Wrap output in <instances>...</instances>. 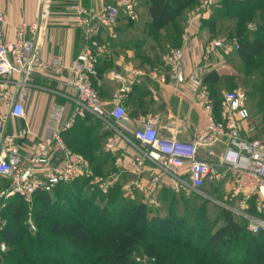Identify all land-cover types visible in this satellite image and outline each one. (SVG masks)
Segmentation results:
<instances>
[{
	"label": "built area",
	"instance_id": "1",
	"mask_svg": "<svg viewBox=\"0 0 264 264\" xmlns=\"http://www.w3.org/2000/svg\"><path fill=\"white\" fill-rule=\"evenodd\" d=\"M216 3L218 0H201L188 12L186 38L191 32L198 31L200 20ZM51 5L52 0H38L36 19L20 22L14 29L13 39L6 36L5 16L0 10V176L9 180V185L0 190V254L8 250L1 237L7 225L1 211L11 198L17 196L31 203L38 192H52L58 185L79 178H90L93 186L107 192L117 180L94 176L89 159L69 147L62 138V132L77 118L87 115L95 116L112 130L106 142L108 151L115 150L119 140H125L135 148L137 153L129 161L127 171L138 177L149 174L144 191L148 201L161 184L170 185L176 193L194 192L210 198L204 189L222 183L228 189L227 199L233 206L218 202L244 217L249 231H264V142L243 135L242 123L250 118L247 92L243 88L224 91L220 118L215 117L203 79L196 72L188 77L184 74L185 48H172L166 54L165 62L177 82L190 84L195 101L208 111L207 124L196 132L193 140L184 141L162 137L158 130L159 118L147 115L128 134L125 101L132 91V82L122 83L116 89L112 106L108 107L102 100L93 79L97 75V62L106 53V47L96 40V36L102 29L115 26L122 15L138 20V0H109L100 6L69 2L64 12L68 25L81 29L85 38L83 50L69 65L63 52L49 58L42 54L52 15ZM239 47L240 42L235 37L213 38L205 43L202 57L210 66L217 57L229 55ZM134 72L142 73L140 70ZM39 77L73 93L63 94L70 105L52 104L47 120L49 133L29 143L28 138L33 132L27 125L9 132L6 124L12 118L23 120L27 117L31 88L48 89L35 83ZM215 146L223 148L217 159L200 156L202 149ZM209 151L210 155L214 154ZM121 162L118 160L116 165L124 167ZM138 184L136 180L131 182V185ZM251 201L255 213L248 210Z\"/></svg>",
	"mask_w": 264,
	"mask_h": 264
},
{
	"label": "trees",
	"instance_id": "2",
	"mask_svg": "<svg viewBox=\"0 0 264 264\" xmlns=\"http://www.w3.org/2000/svg\"><path fill=\"white\" fill-rule=\"evenodd\" d=\"M193 2H195V0H138L137 9L140 15H142V9L145 8L149 18L147 23L154 33H162V30L166 27H172L178 30L174 34L176 37L172 39L173 42L171 38L165 36L164 42H156L154 44L161 46L163 44H176L179 42L178 33H180V29L182 28V11ZM257 11L262 12L260 16L262 22L259 29L255 32V35L252 38H242L237 35L240 40L239 49L226 56L231 63L233 60L239 59L245 69L251 68L264 53V0H223V5L216 9L212 18L205 20L203 23L206 25L211 19L215 20L217 18V20H219V18L234 16L238 19V29L243 32V23L251 21ZM121 21L126 23L134 22L125 15H122L118 22ZM145 47L146 46L143 48L145 49ZM137 50L141 53V58H146V50L145 52H140L139 49ZM245 75L251 76V73L247 74L246 72ZM227 77L228 76L218 77L215 72L209 73L205 77V81L211 87L210 93L214 98V110L217 115L220 112L222 93L220 88L218 87V89L215 84L219 83V85H223ZM228 78L229 84H237L234 80L236 77ZM261 87L262 85L260 89ZM260 93L263 98L258 102L259 106L256 108V114L261 116V122L264 124V92L261 90ZM88 117L89 116H86L82 119H87ZM251 119L252 112L250 111V118L248 120L250 121ZM94 121H89L88 124H86V121L78 122L72 129L63 132V135L64 140L72 149L82 153L89 159L94 175L97 176L104 175L105 173L104 161L109 155L106 152H99V150L102 149L103 139L107 137L109 133L101 131V128L99 132H96V128L92 125ZM250 137L256 138L254 136ZM104 155L105 158H103ZM88 181L89 178H79L73 182L58 185L52 192H38L33 198L32 210L36 209L39 211L41 207L45 206L52 209V200L55 201L54 206H56V210H53V214L46 218L47 227L44 233H40L35 244L33 245L34 242L30 243L28 247H22L17 250H15V248L21 243L17 222L19 223L22 221L24 204L18 200L21 199L20 197L15 196L10 199L7 207L1 211L2 215L7 219V225L2 230L1 237L7 243L8 250L10 249L9 251L11 252L5 264H23L25 262L29 264H41L39 259H43V254H45L41 249L42 245L46 243L50 244V239L55 241L60 247L66 242L71 249L78 253H84L92 248L97 250L98 253L88 264H138L130 256L137 245V237L133 229L134 225L141 221H148L149 223V219L147 218L148 213L154 210L158 211L159 209L167 208L166 211H168L165 213H168V216L165 218H160L158 216L159 229L163 231L166 230V228L167 230L168 228L176 229L177 225L175 219L178 215L174 207V198L179 197L187 199L185 195L177 194L172 190H165L161 198V205L165 207L161 205L159 208L148 207L140 201L136 202L135 200H137V198H131L132 200L128 199L120 189L121 184L116 182L107 192L97 190V192L92 195L95 199L98 197L107 199L103 207H99L92 197L87 196L88 192L83 191ZM221 185L223 184L211 185L214 186L211 192L213 196L218 194L217 190ZM203 207L205 208L201 209V215L206 214L207 208L206 206ZM15 208L18 209V212H10ZM249 210L255 213L252 201L250 202ZM124 217L128 219L126 224H123ZM87 219H89V221L94 220L96 223L104 224L100 226L96 234H93L88 228ZM178 220H182L183 222V217H179ZM197 220L198 223L196 222L195 224L197 227L195 234L204 238V250L219 255L226 244L229 243L230 240H234L237 246L245 249L246 253L250 250L258 256L259 261H255L254 264H264V231L258 233L249 231L247 227L248 222L241 215L227 209L223 219V225L218 228L205 224L203 217ZM202 227L203 229H201ZM208 228H210V230ZM15 252H17V254H15ZM18 253L26 255L27 258H25V256L23 258H18ZM28 254H39V256L36 258L31 256L28 257ZM223 261V264H227L228 257L226 255Z\"/></svg>",
	"mask_w": 264,
	"mask_h": 264
},
{
	"label": "crops",
	"instance_id": "3",
	"mask_svg": "<svg viewBox=\"0 0 264 264\" xmlns=\"http://www.w3.org/2000/svg\"><path fill=\"white\" fill-rule=\"evenodd\" d=\"M80 2L85 6H100L103 2L109 0H70L69 2ZM200 1V0H199ZM61 0H52V15L46 28V35L43 40L42 54L45 58L51 57L53 54L63 52L67 65L83 50L85 46L84 33L79 28L68 25L65 16V6L62 7ZM38 9V0H0V10L5 16V33L9 39L14 37L15 27L22 21L32 22L36 19ZM62 9V11L60 10ZM139 13V11H138ZM215 13V9L205 14V20L211 18ZM140 16V13H139ZM187 18V16H186ZM182 19V18H181ZM62 21V22H61ZM119 23V22H118ZM182 28L178 33L179 42L176 44H149L145 47L146 58H141L136 45H127L123 42H117L108 47V43L102 41V37L109 35L117 36L126 34L127 30H119L112 28H104L96 36V40L106 47V53L99 58L97 63V75L93 79L94 86L100 94L102 100L112 106V96L116 89L125 82H132V91L126 98L125 108L128 120L125 122V128L130 134L139 124L144 116H157L159 118L158 130L162 137H176L180 140H193L196 132L208 122V111L195 101V94L188 82L179 83L173 75L172 70L165 62V56L172 48L184 47L185 56L182 69L188 77L191 73L196 72L207 85L209 96L213 102L214 116L220 118V112L217 115L214 110V98L211 96V87L205 81V77L215 72L218 77L228 76L236 77L237 72H232L231 62L227 59V55L217 57L216 61L208 66L203 60V47L210 40L214 33L210 31L204 24L200 25L198 31L191 32L188 38L185 36L186 21L182 20ZM175 28L166 27L162 33L166 37H174ZM173 36V37H172ZM173 42V41H172ZM140 70L141 74H135L134 71ZM37 85L47 86L48 89H40L33 87L30 89L27 99V117L23 120L10 119L6 124L7 131H13L27 125L33 132L28 138V142L34 141L49 133L47 128L48 113L52 104L70 105L63 94H71L66 88H62L55 82H49L44 78H36ZM215 86L223 88V85L215 84ZM218 88V89H219ZM224 90L221 91L223 94ZM48 104L45 111V105ZM71 108V107H70ZM87 119L79 117L74 124L68 129H72L76 123L96 120L101 125V131L108 132V136L103 139L102 150L109 156L104 161V177H114L122 186V190L126 197L132 199L139 198L142 203H155L158 205L165 190H173L170 185L161 184L153 195L151 200H147L145 196V187L149 181V174L144 176H136L128 169V163L137 153L125 140H119L115 150L108 151L106 142L108 137L113 133L101 120L93 115ZM242 123L243 135L247 136V124ZM66 132V131H64ZM130 132V133H129ZM62 138L64 135L62 132ZM65 141V140H64ZM66 142V141H65ZM67 144V143H66ZM68 145V144H67ZM69 146V145H68ZM70 147V146H69ZM211 150L214 154L210 155ZM223 148L215 146L209 149H202L200 156L202 158L217 159ZM122 160L124 167H118L117 161ZM137 185H131L135 181ZM114 183V184H115ZM140 185L142 186L140 188ZM175 192V191H174ZM176 193V192H175ZM181 194V193H177ZM250 209V207H249ZM248 209V210H249ZM250 211V210H249Z\"/></svg>",
	"mask_w": 264,
	"mask_h": 264
},
{
	"label": "rangeland",
	"instance_id": "4",
	"mask_svg": "<svg viewBox=\"0 0 264 264\" xmlns=\"http://www.w3.org/2000/svg\"><path fill=\"white\" fill-rule=\"evenodd\" d=\"M69 1L70 0H61L62 7L69 3ZM200 1L195 0V2L183 9L181 22L182 20L186 21L188 12L193 10L200 3ZM222 5L223 0H218V3H216L212 9H215L216 11V9ZM60 10L62 11V9ZM142 11L143 14L139 16L138 20L131 23L121 21L113 26V29H117V31L127 30L126 34H117V36L109 35L108 38L102 37V41L106 44L108 43V47L114 45L119 41L127 45H136L140 52H145V49L143 47L147 46L148 44H154L156 42L162 41L164 42V38H166L164 33H154L147 23L149 18L147 16L145 8H143ZM261 14V11H257L251 21H249L248 23H243V32L238 29V19L234 16L219 18V20H217V18L215 20L211 19L206 23L205 27H208L210 31L214 32L211 35L210 39L235 37L239 40L238 36H241L242 38H252L255 35V32L261 26ZM200 24H203V19L200 20ZM240 32L242 33L239 34ZM231 67L233 68L232 72L234 70L237 72L236 79L234 78L237 84H229V78L227 77L224 80L223 88L221 89V91H231L238 88H243L247 92V104L250 111L252 112V119L250 121H246L245 123L247 124V130L249 131V133H247L246 135L254 136L264 141V124L261 122V116L256 114V108L259 106L258 102L263 98L260 91L262 90V92H264V53L251 68L245 69L239 59L233 60L231 63ZM246 72L247 74L251 73V76H246ZM261 85L262 87L260 89ZM47 107L48 104L45 105V111L47 110ZM92 125H94V128H96V132L100 131L101 125L99 122L94 121ZM99 152H103V150L101 149L99 150ZM103 158H105V155ZM97 176L104 178V175ZM8 185L9 180L4 178L3 176H0V190ZM120 189L123 193L122 186ZM213 189L214 186L211 185H208L204 189V191L208 193L210 198L200 194H196L194 192H190L189 194L181 193L182 195H185L187 199L179 197L174 198V201L176 203H174V207L177 211L176 214L178 215L175 219L177 225L176 229L168 228L167 230L166 228V230L164 231L159 229L160 227L158 226V219L159 217L165 218L166 216H168V213H165L168 211H166L167 208H162L158 211L154 210L151 211V213H148L147 218L149 219V223L148 221L137 222V224L133 227L136 233L135 235L137 237V245L130 254L131 258L138 264H223L225 255L228 257L227 264H254L255 261H259L258 256L253 251L249 250L246 253L245 249L237 246L234 240H230V242L226 244L223 251L219 255L213 254L203 249L204 238L195 234L197 230V227L195 225L198 221L197 219L203 217L205 220V224H209L214 228H218L219 226L223 225L225 212L228 209H226L225 205L219 203L218 201L233 206V203L227 199V195L229 193L228 189L225 188L224 185H221V187L218 188V194L215 196L211 194ZM97 190L103 192L101 189L93 186L91 184V179L89 178V181L86 183L83 191L88 192L87 196L92 197L94 202L99 207H103L107 199L103 197H98L95 199L92 196L97 192ZM127 198L132 200L130 197ZM18 200H20V202L24 204V214L22 215V221L19 223L17 222V225L19 226L21 243L17 245L15 250L22 247H28V244L33 242L34 245L38 236H40V233H44V230L47 227L46 218L49 215L53 214V210H56V206H54V200L51 201L52 209H49L45 206L41 207L39 211H37L36 209L32 210L33 202L26 203L22 198ZM135 201L141 202V199L137 198V200ZM146 205L148 207L159 208L161 202L158 205H156L155 203H149ZM203 206H206L207 208L205 215H201V209L205 208ZM162 207L165 206L163 205ZM10 212H18V209L15 208ZM179 217H183V222L182 220H178ZM87 221L88 228L93 234H96L100 226L104 224L96 223L94 220L89 221V219H87ZM127 222V217H124L123 224H126ZM201 229H203V227ZM208 229L210 230V228ZM41 249L45 252V254H43V259L39 257V262L41 264H88V262L98 253V251L93 248L84 253H78L71 249L69 245L66 244V242H64V245L60 247L55 241L51 239L50 244H43ZM8 251L4 254H0V264L6 263L7 257L9 256V254H11V252ZM15 254H17V252H15ZM18 254V258H23L24 256L25 258H27L26 255H23L21 253ZM30 256L36 258L39 256V254H28V257ZM23 264L29 263L25 262Z\"/></svg>",
	"mask_w": 264,
	"mask_h": 264
}]
</instances>
